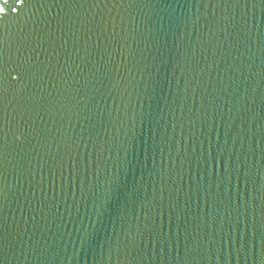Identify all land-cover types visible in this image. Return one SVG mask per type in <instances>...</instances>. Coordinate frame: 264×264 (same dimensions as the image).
Segmentation results:
<instances>
[{"label": "water", "instance_id": "95a60500", "mask_svg": "<svg viewBox=\"0 0 264 264\" xmlns=\"http://www.w3.org/2000/svg\"><path fill=\"white\" fill-rule=\"evenodd\" d=\"M0 264H264V0H0Z\"/></svg>", "mask_w": 264, "mask_h": 264}]
</instances>
